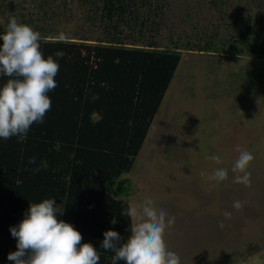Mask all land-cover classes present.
<instances>
[{"label":"trees","instance_id":"obj_1","mask_svg":"<svg viewBox=\"0 0 264 264\" xmlns=\"http://www.w3.org/2000/svg\"><path fill=\"white\" fill-rule=\"evenodd\" d=\"M19 1L20 11L11 17L40 32V50L60 68L57 87L48 93L51 110L44 122L31 126L25 142L15 136L0 139V264H14L8 254L17 250V240L10 228L18 226L30 203L45 198L63 205L58 219L72 224L82 234V243L97 248L100 264H112L114 253L100 247L103 233L113 229L125 240L130 234V217L120 214L128 206L120 197L127 195L129 183L122 175L135 162L181 50L224 51L264 60V10L238 21L236 31L219 43L206 37L160 46L156 38L165 0ZM73 3L81 8L84 25L101 28L96 42L59 36L58 21ZM57 50L65 53L63 58L55 56ZM7 79L0 76V86ZM32 157L34 164L29 163Z\"/></svg>","mask_w":264,"mask_h":264},{"label":"rangeland","instance_id":"obj_2","mask_svg":"<svg viewBox=\"0 0 264 264\" xmlns=\"http://www.w3.org/2000/svg\"><path fill=\"white\" fill-rule=\"evenodd\" d=\"M165 2L160 46L206 37L219 43L238 21L264 10V0ZM19 3L0 0L2 30L20 11ZM72 5L57 20L59 36L96 42L101 28L84 25L81 8ZM263 69V59L247 54L182 49L135 162L122 175L129 181L127 195L120 196L124 201L151 198L175 217L165 240L180 264H264V74L252 73ZM238 148L254 156L247 169L250 187L233 182ZM213 155L221 162L208 158ZM218 168L228 169V179L217 185L208 177ZM237 200L243 204L239 210L233 207Z\"/></svg>","mask_w":264,"mask_h":264},{"label":"clouds","instance_id":"obj_3","mask_svg":"<svg viewBox=\"0 0 264 264\" xmlns=\"http://www.w3.org/2000/svg\"><path fill=\"white\" fill-rule=\"evenodd\" d=\"M0 76L8 77L0 86V139L17 137L25 142L34 123H43L51 110L48 95L57 87L55 80L60 65L50 55L44 57L40 50L41 34L30 25L10 17L0 33ZM65 53L57 50L56 57ZM93 99H98L94 95ZM238 158L231 171L234 183L251 186V173L247 171L254 156L246 149H237ZM209 159L220 163V157ZM35 163V157L29 159ZM39 167L35 171H39ZM218 185L228 179V169L218 168L208 177ZM237 210L243 207L234 201ZM63 214V205L54 198H45L30 203L18 226L10 228L17 240V250L8 254L14 264H100V254L90 242L82 243V234L72 224L58 219ZM121 215L130 217L129 235L125 240L117 231L108 229L103 233L100 245L111 251L112 264H180V256L168 249L165 240L167 230L175 223V217L158 208L151 198L139 203H128ZM230 213L225 216L230 217ZM112 224L117 220L113 218ZM219 227L223 228V222Z\"/></svg>","mask_w":264,"mask_h":264}]
</instances>
